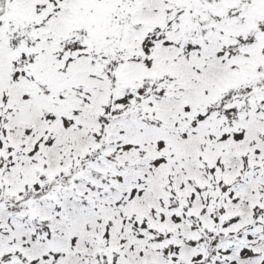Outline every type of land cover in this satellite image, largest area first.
Here are the masks:
<instances>
[{
  "label": "snow or ice",
  "instance_id": "6c2138e0",
  "mask_svg": "<svg viewBox=\"0 0 264 264\" xmlns=\"http://www.w3.org/2000/svg\"><path fill=\"white\" fill-rule=\"evenodd\" d=\"M0 264H264V0H0Z\"/></svg>",
  "mask_w": 264,
  "mask_h": 264
}]
</instances>
